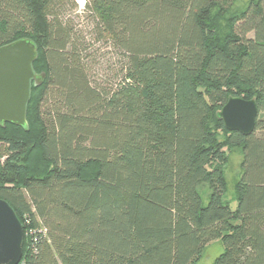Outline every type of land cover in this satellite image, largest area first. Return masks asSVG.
<instances>
[{
  "label": "trees",
  "instance_id": "16d2710c",
  "mask_svg": "<svg viewBox=\"0 0 264 264\" xmlns=\"http://www.w3.org/2000/svg\"><path fill=\"white\" fill-rule=\"evenodd\" d=\"M81 17L121 57L114 88L88 71L75 0H0V47L37 48L26 128L0 125V199L23 230V264H264V0L222 43L215 8L235 0H84ZM254 99L250 136L217 113ZM242 155L236 209L225 200L230 148ZM207 184L205 207L197 192Z\"/></svg>",
  "mask_w": 264,
  "mask_h": 264
},
{
  "label": "water",
  "instance_id": "95a60500",
  "mask_svg": "<svg viewBox=\"0 0 264 264\" xmlns=\"http://www.w3.org/2000/svg\"><path fill=\"white\" fill-rule=\"evenodd\" d=\"M37 48L28 39L0 47V125L26 128V109L31 87L40 86L45 74H36ZM228 132L250 136L258 117L254 99L229 97L217 113ZM23 226L12 207L0 199V264H19L23 254Z\"/></svg>",
  "mask_w": 264,
  "mask_h": 264
},
{
  "label": "rangeland",
  "instance_id": "374dc122",
  "mask_svg": "<svg viewBox=\"0 0 264 264\" xmlns=\"http://www.w3.org/2000/svg\"><path fill=\"white\" fill-rule=\"evenodd\" d=\"M254 1L256 0H235L225 10L213 9L211 23L215 27L218 43L225 40L231 32L232 22ZM84 3V0L82 4L77 3V15L80 16L74 23L76 30L81 33L89 48L87 65L91 81L99 85L100 88L108 90L110 87H115L121 76V57L109 43L95 39L90 21L81 17ZM227 153V160L223 169L226 182L225 200L229 201L230 208L235 210V186L242 176V155L241 150L236 147L228 149ZM197 192L201 198L202 206L205 207L211 193L210 188L207 184H201L198 186ZM223 251L224 246L220 241L212 242L203 249L195 264H212Z\"/></svg>",
  "mask_w": 264,
  "mask_h": 264
},
{
  "label": "built area",
  "instance_id": "2783aa9c",
  "mask_svg": "<svg viewBox=\"0 0 264 264\" xmlns=\"http://www.w3.org/2000/svg\"><path fill=\"white\" fill-rule=\"evenodd\" d=\"M24 227V226H23ZM23 233H24V238H28V237H30V236H32L33 235V231L29 228V229H27V230H23ZM19 264H23L22 263V259H21V261H20V263Z\"/></svg>",
  "mask_w": 264,
  "mask_h": 264
},
{
  "label": "bare ground",
  "instance_id": "6f19581e",
  "mask_svg": "<svg viewBox=\"0 0 264 264\" xmlns=\"http://www.w3.org/2000/svg\"><path fill=\"white\" fill-rule=\"evenodd\" d=\"M78 4H82L83 0H75Z\"/></svg>",
  "mask_w": 264,
  "mask_h": 264
}]
</instances>
